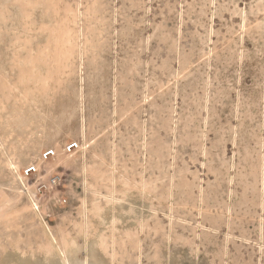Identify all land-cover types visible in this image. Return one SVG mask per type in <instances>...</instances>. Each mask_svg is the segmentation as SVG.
Instances as JSON below:
<instances>
[{
    "label": "rangeland",
    "instance_id": "rangeland-1",
    "mask_svg": "<svg viewBox=\"0 0 264 264\" xmlns=\"http://www.w3.org/2000/svg\"><path fill=\"white\" fill-rule=\"evenodd\" d=\"M0 264H264V0H0Z\"/></svg>",
    "mask_w": 264,
    "mask_h": 264
},
{
    "label": "built area",
    "instance_id": "built-area-1",
    "mask_svg": "<svg viewBox=\"0 0 264 264\" xmlns=\"http://www.w3.org/2000/svg\"><path fill=\"white\" fill-rule=\"evenodd\" d=\"M77 146L78 145L76 142H70L65 146V149H66V151H71V150L75 149ZM53 154H54V150L51 149V150H47L45 152L44 156L47 157L48 155H53ZM33 171H35V166H33V165L27 166L25 169L26 174L32 173Z\"/></svg>",
    "mask_w": 264,
    "mask_h": 264
}]
</instances>
